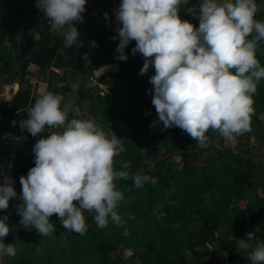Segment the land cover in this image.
Listing matches in <instances>:
<instances>
[{
    "label": "clouds",
    "instance_id": "1",
    "mask_svg": "<svg viewBox=\"0 0 264 264\" xmlns=\"http://www.w3.org/2000/svg\"><path fill=\"white\" fill-rule=\"evenodd\" d=\"M86 2L43 0L41 10L51 21V30L63 33L66 48L83 45L74 21L83 22ZM188 3L121 0L114 9L118 27L112 39L119 40L116 59L127 61L125 49L135 41L131 54L145 58L139 75L154 67L149 82L157 119L150 127L160 122L163 129L179 127L202 146L209 140L205 133L212 129L235 148L237 137L251 131L252 97L264 78V67L256 57L258 42L264 41V22L255 19V0H201L185 7ZM182 8L198 19V27L180 18ZM104 18L108 20L107 12ZM90 43L97 46L95 41ZM62 100L61 95L48 92L26 110L23 128L33 137L47 129L57 130L47 131L46 137L35 142L34 167L20 177L19 197L13 178L0 166V210L6 211L10 199L18 198L19 223L28 230L34 228L41 237L56 231L50 221L53 214L65 230L80 235L88 229L85 212L95 213L99 228H107L109 219L121 224L117 208L128 201L114 181L130 179L135 188H141L152 179L142 170L130 174V162H121V170H114V158L125 151V139L112 130L106 132L94 120L70 119L69 114L79 110L74 100L63 105ZM8 220V215L0 216V258L16 255L14 244L3 242L11 231ZM237 244L239 249L251 250L247 257L251 264H264V243L239 239Z\"/></svg>",
    "mask_w": 264,
    "mask_h": 264
},
{
    "label": "trees",
    "instance_id": "2",
    "mask_svg": "<svg viewBox=\"0 0 264 264\" xmlns=\"http://www.w3.org/2000/svg\"><path fill=\"white\" fill-rule=\"evenodd\" d=\"M1 1L8 9L17 8L10 0ZM113 1L106 0L105 6L111 5ZM118 1L120 4L121 0ZM258 1L255 0L257 4ZM33 10L36 11L37 8L33 6ZM255 19L264 22L261 12H257ZM103 25L97 34L109 27L107 23ZM7 33L4 19L0 18V43ZM49 38L45 43L40 42L36 50L19 60L15 66L8 56L0 57V73L6 70L10 80H21L30 64L35 65L40 73H46L55 65V73L59 76L67 72L66 68L69 70L73 67L72 74L74 71L79 72L93 85L84 89L77 87L72 91L67 80L62 77L64 84L59 88V94L63 97L62 105L74 100L75 107L79 110L78 113H70L69 118L94 120L106 132L112 130L118 137L124 138L125 151L114 158V170H121V162H130V174L142 170L144 175L152 179L141 188H135L130 179L114 181L128 201L127 204L121 202L117 208L123 221L121 224L117 225L109 219L107 228H99L94 221L95 213L85 212L88 229L85 234L80 235L65 230L59 218L53 214L50 221L56 231L46 237L39 235L41 241L29 244L31 230L33 233L36 231L32 228L23 236V250L14 256V262L6 260V264H36L39 260H42L41 264H92L90 259L94 264H113L109 261L107 252L117 250L120 253L127 245L141 248L143 258L140 264H184L186 249L193 253L191 238L195 239L197 246H203L214 235L217 238L226 236L224 228L228 232L234 224L231 222L232 213L237 217V222L245 216L253 234L264 232V209L259 214L250 212L253 209L252 202L258 203L260 210L264 204V196L258 197L250 192L252 186L258 184L259 178L261 184H264V161L256 155L248 154H243L245 158L240 160L239 152L232 153L226 148L215 149L219 156L217 162L212 159L201 161L207 144L214 140L221 142L223 139L217 132L209 129L205 133L209 138L208 143L202 146L179 127L163 129L162 122L150 127L152 121L157 119L151 102L153 85L149 82L155 75V69L150 66L145 74L139 75L145 58L139 53L135 56L131 54V49L135 47L133 41L125 49L127 61L117 59L115 66L93 76L91 70L98 67L96 60L83 67L76 64L77 61L69 65L68 58L57 52L64 40ZM98 38L95 41L96 44L99 43L100 52L105 56L104 64H112L113 54L119 55L116 53L119 40L111 38L110 45L105 46L103 37ZM256 57L261 67H264V41L258 42ZM44 88L42 83L36 84L32 92L28 87H23L11 93L6 102L0 103V166L5 174H10L13 178L17 197L22 188L20 177H26L28 170L34 167V144L48 135L47 130L33 137L23 128V120L27 118L26 110L34 106L35 100L44 94ZM252 98L255 114L251 117V124L257 123L260 126V113L264 111V78L257 85ZM13 115L20 116L15 122H10L9 117ZM7 130H11L12 138L19 141V145L11 152L8 151L7 144L12 139L2 134ZM252 131L251 126L248 135ZM255 133L258 134V131ZM172 139L179 141L178 147H171ZM262 144L264 142L260 143ZM173 147L180 152L177 161L171 160L170 153L165 154ZM225 157L226 161L223 160ZM4 159L8 162H4ZM145 161L153 164L152 169L146 166ZM167 189L168 195L165 191ZM167 196L174 198L177 205L165 203ZM241 200L246 202L244 207H238ZM157 201L163 202L162 211L165 216L162 221L152 218L150 214ZM19 203L21 201L18 198L10 199L9 208L6 211L0 210V216H9L8 224L12 220L20 221L16 211ZM187 224H196V229L190 230ZM36 248L42 249L43 254L38 255ZM120 260L116 264H129Z\"/></svg>",
    "mask_w": 264,
    "mask_h": 264
},
{
    "label": "rangeland",
    "instance_id": "3",
    "mask_svg": "<svg viewBox=\"0 0 264 264\" xmlns=\"http://www.w3.org/2000/svg\"><path fill=\"white\" fill-rule=\"evenodd\" d=\"M35 2H37V0H10V3L12 5H16L17 8L8 9L9 11L4 8V4H0L3 9H6L5 12L7 13V20L9 24L10 22L12 23L9 25L7 55L13 60V63H15V65L19 60L36 50V47H38L40 42H47L48 37H58L64 40L63 33H56V36L50 28L51 21L46 16L41 17L38 8L34 5ZM200 2L201 0H189L188 5H186L185 7L198 5ZM221 2H223V0H221ZM91 5H94V2H92ZM257 5L258 12H261V18L264 19V0H259ZM33 6L37 8L36 11L33 10ZM179 15L182 20H188L189 22L193 23L195 27H198V19H195L192 15H189L184 10V8L180 10ZM195 21H197V23H195ZM105 23L109 24V27L106 28L104 32L97 34L96 32L99 31V28L103 27V24ZM87 25H89L88 28H86ZM75 26L79 29V31L83 32L84 30V34L82 35L83 39L80 40L83 41V45L80 47H76L74 45L69 48H66L64 41L59 46V49L57 51L63 53L65 57L68 58L69 65H71L74 61H77L76 64H79L81 67H83L85 65L92 64L94 60H96V63H98L96 65L98 67L96 69L91 70L93 76L98 75L104 72L105 70L109 69L110 67L115 66L117 54H113L112 64H104L106 63L104 62L105 56L100 52L99 43L96 44L97 46H92V44L90 43L91 41H95V39L99 36H102L104 39L103 45H110L109 43L111 38L117 35L116 28L118 27V24L115 21V13L108 16V20H105L104 17L87 18L83 20V23L81 25L77 24ZM133 43L135 45V41H133ZM111 46L113 47L114 44H111ZM142 58L144 57L142 56ZM66 70L67 72L65 74H61L59 76L55 73V65H52L46 73H40L38 72L37 67L35 65L30 64L26 67L24 71L25 74L21 80H18L17 78L10 80L9 75L7 76L8 89H11L10 92L13 93L18 89L28 87V89L32 92L36 84L43 83V85L45 86L44 94L48 92L59 94V88L64 84L62 77L67 80V85L72 89V91L75 90L77 87H79L80 89H84L85 87H91L93 85L90 80H87L85 76L81 75L79 72L74 71V74H72L73 67L69 70L68 68H66ZM3 97H5V95ZM7 98L9 99V96H7ZM19 116L20 115H13L9 117V121L15 122ZM261 117H264V111L260 113V126H258L257 123H252L251 126L253 127V131L249 135L246 132L237 137L238 143L235 148H233L231 143L225 138H223L221 142L214 140L211 143L207 144V149L205 150V152H203L204 155H202L200 160L203 161L204 159H212L215 160L214 162H217L219 160L217 159L219 156L218 152H216L215 149L226 148L232 151V153L239 152L240 160H243L245 158L243 154H248L252 156L256 155L259 157V159L264 161V144L260 145V143L264 142V118ZM47 130L51 132L56 131L57 129ZM255 131H258V134H256ZM2 134L3 136L12 139L9 140L7 144L9 152H11L16 146L19 145L18 139L12 138L11 130L3 131ZM178 143L179 141H176L174 139L170 140L171 147H178ZM145 144L148 146V143L145 142ZM167 153H170L171 160L173 161H177L180 157V152H178L177 148L175 147L171 148L165 154L167 155ZM230 158L231 157L229 156V159ZM223 160L226 161V157L223 158ZM3 161L8 162L7 159H4ZM145 162L147 163L146 166L152 169L153 164L151 162ZM262 174L264 175V173ZM14 175L16 176L17 174L14 172ZM165 191L167 192L166 195H168L169 190L167 189ZM250 192H253V194H256L258 197L264 196V184H261L260 178L258 184L256 183L252 186V190ZM251 199L253 200L252 196ZM174 200V198H169V196H167L165 203H173V205H177L176 201ZM245 203V200H241L238 204V207H244ZM162 205L163 202H155L154 207L150 212V214L152 215L151 217L157 219L158 221H162L165 216L162 211ZM252 207L253 209L251 208L250 212L253 214H259L264 209V204L261 210L258 206V203L254 204L252 202ZM232 214L233 215H231V218L233 220L231 222H234V224L232 225L231 229L229 228L230 231L228 232L227 229L224 228V234H226V236L229 234H240L243 230H245V224L248 223L247 218L245 216L242 218L241 221L238 220L237 222V217L234 213ZM9 226L11 231L9 232L7 237L3 238V242L5 244H14L17 254L23 250V236L25 234L27 235L30 230L25 229L19 223V221L12 220V222H9ZM186 226L190 230L196 229V224H187ZM30 234V236L28 235L29 239H31L29 244L41 241L39 234L36 231H34L33 233V231L31 230ZM215 241H217V237L214 235L213 238H211L209 242H207L208 244L206 243L203 246H197L195 239L191 238V248L193 250V253H189V250L186 249V259L184 264H206V260L210 257L214 250L213 247ZM36 252L38 255L43 254V250H40V248H36ZM107 257L110 262H113V264H116L118 261L120 262V259H122V261H124L125 263L129 264H140L143 258V252L140 247L132 248L131 246L127 245L122 249L120 253L117 250H109L107 252ZM6 260L14 262V257H2L0 258V264H6ZM90 261L92 264H94V261L92 259H90ZM41 263L42 260H39L36 264Z\"/></svg>",
    "mask_w": 264,
    "mask_h": 264
},
{
    "label": "crops",
    "instance_id": "4",
    "mask_svg": "<svg viewBox=\"0 0 264 264\" xmlns=\"http://www.w3.org/2000/svg\"><path fill=\"white\" fill-rule=\"evenodd\" d=\"M106 0H87L86 2V10L82 13L84 19L87 18H103L104 13L107 12L108 16L114 14V9L119 6V1L114 0L111 5L105 6ZM94 2V5L91 3ZM0 4H3L0 0ZM38 11L42 16H45L43 11L41 10L43 5V0H37L34 4ZM8 10L7 7H4ZM6 9H3L0 6V18L4 19L5 26L8 30L7 35L5 36L4 40L0 43V57L4 56L7 57V45H8V35H9V25L12 24L8 22L7 13L5 12ZM9 11V10H8ZM6 15V16H5ZM81 22L74 21L75 25H81ZM86 27V26H85ZM87 25L86 28H88ZM78 29V28H77ZM79 31V29H78ZM81 33L79 40H82V35L84 34V30L79 31ZM56 35V33H55ZM57 36V35H56ZM10 58V57H9ZM11 61H13L10 58ZM15 66V63H13ZM8 73L5 70L4 72L0 73V103L6 102L8 100L7 96L10 97V90L8 89V80H7ZM43 84V83H42ZM9 94V95H7ZM5 95V97H3ZM248 221V220H247ZM245 230H243L240 234L232 235L229 234L227 236H223L221 238H217V241L214 242V250L210 257L206 260V264H251V262L247 259L251 250L245 251L238 248L237 240L239 239H247L251 244L256 245L257 243H264V232H256L253 234L249 229V223L245 224Z\"/></svg>",
    "mask_w": 264,
    "mask_h": 264
}]
</instances>
